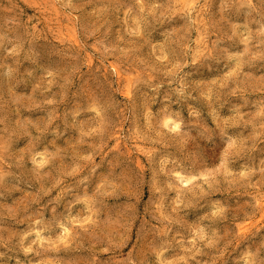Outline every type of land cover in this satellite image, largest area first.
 Instances as JSON below:
<instances>
[{
  "label": "rangeland",
  "instance_id": "rangeland-1",
  "mask_svg": "<svg viewBox=\"0 0 264 264\" xmlns=\"http://www.w3.org/2000/svg\"><path fill=\"white\" fill-rule=\"evenodd\" d=\"M0 264H264V0H0Z\"/></svg>",
  "mask_w": 264,
  "mask_h": 264
}]
</instances>
